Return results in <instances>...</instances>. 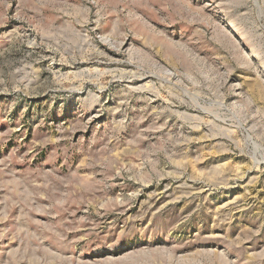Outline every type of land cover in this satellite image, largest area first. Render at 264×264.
<instances>
[{
  "label": "rangeland",
  "instance_id": "1",
  "mask_svg": "<svg viewBox=\"0 0 264 264\" xmlns=\"http://www.w3.org/2000/svg\"><path fill=\"white\" fill-rule=\"evenodd\" d=\"M0 264H264V0H0Z\"/></svg>",
  "mask_w": 264,
  "mask_h": 264
}]
</instances>
